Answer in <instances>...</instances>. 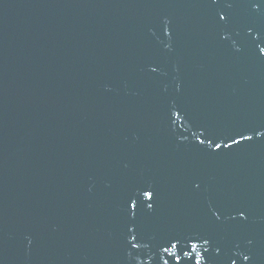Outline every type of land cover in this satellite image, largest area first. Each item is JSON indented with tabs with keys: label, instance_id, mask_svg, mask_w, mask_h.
Listing matches in <instances>:
<instances>
[{
	"label": "water",
	"instance_id": "water-1",
	"mask_svg": "<svg viewBox=\"0 0 264 264\" xmlns=\"http://www.w3.org/2000/svg\"><path fill=\"white\" fill-rule=\"evenodd\" d=\"M0 264H264V0H0Z\"/></svg>",
	"mask_w": 264,
	"mask_h": 264
}]
</instances>
